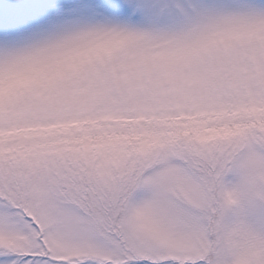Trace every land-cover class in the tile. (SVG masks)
<instances>
[{"label":"snow or ice","instance_id":"obj_1","mask_svg":"<svg viewBox=\"0 0 264 264\" xmlns=\"http://www.w3.org/2000/svg\"><path fill=\"white\" fill-rule=\"evenodd\" d=\"M2 27L0 264H264V0Z\"/></svg>","mask_w":264,"mask_h":264},{"label":"rangeland","instance_id":"obj_2","mask_svg":"<svg viewBox=\"0 0 264 264\" xmlns=\"http://www.w3.org/2000/svg\"><path fill=\"white\" fill-rule=\"evenodd\" d=\"M74 0H0V42L4 40L3 23L17 13L22 5H33L39 10L41 22L53 20L58 23L61 17V6L73 3Z\"/></svg>","mask_w":264,"mask_h":264}]
</instances>
